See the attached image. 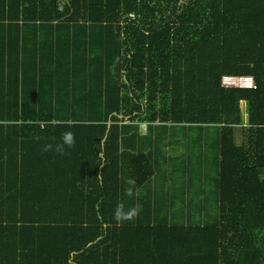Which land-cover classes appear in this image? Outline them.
I'll return each instance as SVG.
<instances>
[{"label": "trees", "instance_id": "obj_1", "mask_svg": "<svg viewBox=\"0 0 264 264\" xmlns=\"http://www.w3.org/2000/svg\"><path fill=\"white\" fill-rule=\"evenodd\" d=\"M0 264H264V0H0Z\"/></svg>", "mask_w": 264, "mask_h": 264}, {"label": "clouds", "instance_id": "obj_2", "mask_svg": "<svg viewBox=\"0 0 264 264\" xmlns=\"http://www.w3.org/2000/svg\"><path fill=\"white\" fill-rule=\"evenodd\" d=\"M76 139L75 134L71 131H66L61 134V142L53 144H45L42 151L49 152L54 151L55 153L63 156L68 154V149H71L75 146ZM126 183L129 185L125 189V195L129 198L135 196L137 199L140 197L141 193L138 189L135 188L137 183L134 177L127 179ZM142 206L139 203H136L134 206L125 208L123 202L117 204L116 209L113 213V218L117 223H122L124 221H134L140 214Z\"/></svg>", "mask_w": 264, "mask_h": 264}, {"label": "built area", "instance_id": "obj_3", "mask_svg": "<svg viewBox=\"0 0 264 264\" xmlns=\"http://www.w3.org/2000/svg\"><path fill=\"white\" fill-rule=\"evenodd\" d=\"M221 84L225 88H245V89H255L256 82L253 77H235V76H223L221 79Z\"/></svg>", "mask_w": 264, "mask_h": 264}, {"label": "crops", "instance_id": "obj_4", "mask_svg": "<svg viewBox=\"0 0 264 264\" xmlns=\"http://www.w3.org/2000/svg\"><path fill=\"white\" fill-rule=\"evenodd\" d=\"M243 105H245V106H246V104H245V103H244ZM245 106H244V107H245ZM244 109H245V108H244Z\"/></svg>", "mask_w": 264, "mask_h": 264}, {"label": "rangeland", "instance_id": "obj_5", "mask_svg": "<svg viewBox=\"0 0 264 264\" xmlns=\"http://www.w3.org/2000/svg\"><path fill=\"white\" fill-rule=\"evenodd\" d=\"M244 106H245V105H243V107H244ZM245 107H246V106H245ZM245 107H244V108H245Z\"/></svg>", "mask_w": 264, "mask_h": 264}]
</instances>
